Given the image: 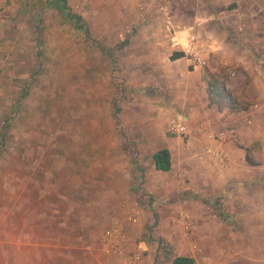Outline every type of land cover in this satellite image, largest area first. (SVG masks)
<instances>
[{
	"label": "crops",
	"instance_id": "0c3cea01",
	"mask_svg": "<svg viewBox=\"0 0 264 264\" xmlns=\"http://www.w3.org/2000/svg\"><path fill=\"white\" fill-rule=\"evenodd\" d=\"M65 1L0 0V264H124L130 255L139 256L137 264H171L177 256H190L193 264H264V91L240 111L209 104L202 68L171 59L163 21L161 31L146 25L130 38L131 70L152 67L163 89L152 96L160 95L163 106H153L157 113L147 119L123 114L126 136L117 123L105 49L86 27L101 0ZM209 7L240 19L225 20L229 32L245 27L239 50L235 37L223 39L227 72L238 53L240 64L246 57L264 60V0H210ZM211 18L194 13L186 26ZM201 45L205 52L218 48ZM148 50L162 56L146 61ZM254 84L264 90V68ZM176 115L188 124L184 137L167 131ZM226 127L233 139L222 146L228 162L220 167L205 151L219 146L203 128ZM162 148L170 151L168 171L157 170L152 159ZM143 194L154 200L148 208ZM181 206L200 251L182 236ZM153 218L157 228L147 225ZM109 227L122 230L119 252L100 242Z\"/></svg>",
	"mask_w": 264,
	"mask_h": 264
},
{
	"label": "rangeland",
	"instance_id": "374dc122",
	"mask_svg": "<svg viewBox=\"0 0 264 264\" xmlns=\"http://www.w3.org/2000/svg\"><path fill=\"white\" fill-rule=\"evenodd\" d=\"M171 2L172 3L170 4L169 0H101L100 7L91 11L85 20L89 33L96 35L95 38H98L96 43H99L105 49V51H103L105 62L110 63L107 76L111 81L113 90L115 89L117 93L114 100V110L118 119L117 123L119 125V130L124 132L126 136L128 133L125 127L123 114L128 113L131 116L134 114L141 116V118L143 117L144 119H147V115L150 114L152 116L153 113H157L155 111L152 112L153 106H163L161 100L159 101V99L162 98L160 95L155 94L152 96V94L156 93L155 91H157L159 94L162 93L163 90H160L156 87L158 84L155 80L156 72L152 71V67L148 66L145 73L131 70V67L134 66L130 65V61L132 60V54L135 53V41L134 39L130 38L132 36H139V32H143L144 30L142 28H146V25L148 28L151 26V31H161V21L164 22L165 26V21L168 18L176 29L180 28L185 32L194 34L196 37L198 36L197 41L199 42L198 47L200 50V63L195 64L182 56L184 58L183 60L188 62V66H200V68H202L203 74L207 70L220 74V81L222 82L224 88L228 90L231 95L238 96L239 100L244 102V104H248L249 106L255 105L257 98L263 94L264 90L260 91L254 88V79L256 78L258 68H264V60L259 59L260 61L257 62L254 58L253 62L249 63L250 58L246 57L243 59L245 61L240 64L238 62L241 57L238 53V55L235 56L236 59H239L237 60L238 62H235V64L233 63L234 66L232 67V71L227 72V67L229 68V66L225 65L227 56L222 49L223 39L227 37V34L235 37V49L239 50L240 45H244V42L241 41V38L244 39L243 36L246 34L245 27L243 25L242 29H240V24L238 25L237 23V29L233 28L232 31L234 32H229L227 28L230 25L228 24L229 26H227V23L224 24V22L227 19L230 20L228 23L231 24L233 22H240V19L232 18V16L227 15L228 12L225 13L222 9H211L209 7L210 0H171ZM148 11L151 13L150 18H146ZM194 13H199V15L202 17L212 15L211 23L206 21L204 25H192L191 27L186 26L187 23L189 24L191 22V18H193ZM171 14L172 18H175L174 22L171 20ZM226 15L227 17H225ZM235 24H233V26ZM88 37L89 39L92 38V36L89 34ZM120 38H122V41H120ZM185 40L186 38H183L182 41L185 42ZM201 40L205 42H213L218 46V48L215 47V49H210L209 51L205 52L202 49ZM206 47L207 46L205 45V49ZM172 52L177 51L172 49ZM160 54L162 56L161 52H153V50H148L145 60H149L151 62H154L155 60L157 62ZM256 64L259 65L258 68H256ZM248 117L252 118L253 115L249 114ZM134 124L138 125L135 126ZM131 125H134L136 128L140 126L139 122L135 121H133ZM153 126L155 127V125ZM133 139H135V137L130 136L128 140L129 148L130 143H132L130 141H135ZM231 139H233L232 135L230 136V140ZM3 150L4 148H0V156L3 154ZM133 152L137 153V150L133 149ZM130 162L134 163L132 160ZM143 195H141V203L144 208H148L147 206L154 200L152 198L150 199L148 196L146 197L145 195L143 197ZM216 202L217 204H214L213 207L216 206L217 210H220L221 208L218 206L222 205V202L218 200H216ZM183 208L184 207L181 206V208H179L176 213H178L180 210H184ZM126 216L134 217L130 212H127ZM147 225L152 228H157L159 221L157 218H153L151 223H147ZM191 225L193 226H191L189 236H185L183 230L181 229L182 236L188 241V247H191L189 244L190 240L193 239L197 241L194 228L195 225L193 223H191ZM150 232H152V230ZM153 233H151V236L154 235L157 237L156 233ZM157 239L164 242L162 238L157 237Z\"/></svg>",
	"mask_w": 264,
	"mask_h": 264
},
{
	"label": "built area",
	"instance_id": "2783aa9c",
	"mask_svg": "<svg viewBox=\"0 0 264 264\" xmlns=\"http://www.w3.org/2000/svg\"><path fill=\"white\" fill-rule=\"evenodd\" d=\"M164 29L168 37L169 45L175 51L182 53L183 56L190 62L195 64L200 63V50L198 47L197 37L194 34L177 30L171 24L169 18L165 21ZM183 38H186L185 42L182 41ZM167 131L172 135L186 136L188 134V124L180 115H176L169 120L167 124ZM203 131L206 138L210 140L211 144H216L219 146L216 150L210 145L207 146L205 148L206 153L215 156L218 159V165H220V167H224L228 162V157L225 151L222 149V146L230 140L232 130L229 128H223L221 130L213 131L209 128H203ZM179 182L181 184H185L183 175L179 177ZM177 217L185 236H189L192 226L189 215L184 210H180L177 213ZM127 218L131 221L135 220V218L132 216H127ZM122 235V230L118 227L107 228L100 236V242L107 252H119L122 246ZM189 244L193 251H200L195 240H190ZM138 260V255H130L124 264H137Z\"/></svg>",
	"mask_w": 264,
	"mask_h": 264
},
{
	"label": "trees",
	"instance_id": "16d2710c",
	"mask_svg": "<svg viewBox=\"0 0 264 264\" xmlns=\"http://www.w3.org/2000/svg\"><path fill=\"white\" fill-rule=\"evenodd\" d=\"M63 2L64 5H66V1L63 0ZM182 56V53L175 52L171 55V59ZM203 79L206 85L205 90L209 99V104L217 105L218 109L226 108L231 112L240 111L249 106L239 100L238 96L231 95V93L224 88L220 81V74L207 70L203 74ZM152 159L157 170L168 171L171 168V155L167 148H162L154 152ZM193 262L194 260L190 256H177L173 259L171 264H193Z\"/></svg>",
	"mask_w": 264,
	"mask_h": 264
}]
</instances>
